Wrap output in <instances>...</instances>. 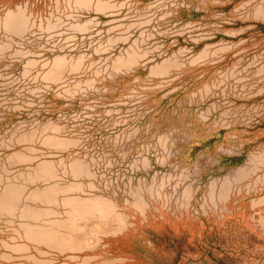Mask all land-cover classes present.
<instances>
[{"label":"rangeland","instance_id":"rangeland-1","mask_svg":"<svg viewBox=\"0 0 264 264\" xmlns=\"http://www.w3.org/2000/svg\"><path fill=\"white\" fill-rule=\"evenodd\" d=\"M0 264H264V0H0Z\"/></svg>","mask_w":264,"mask_h":264}]
</instances>
